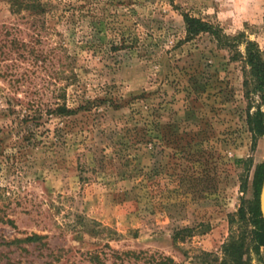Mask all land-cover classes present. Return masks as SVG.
<instances>
[{"label":"rangeland","instance_id":"rangeland-1","mask_svg":"<svg viewBox=\"0 0 264 264\" xmlns=\"http://www.w3.org/2000/svg\"><path fill=\"white\" fill-rule=\"evenodd\" d=\"M41 2L44 12L29 15L0 0V46L16 37L47 57L46 71L15 49L0 58V241L46 235L45 247L25 245L27 257L40 261L53 250L59 264H95L85 252L96 250L221 264L233 242L242 260L264 264L249 212L264 134L247 120L258 112L264 121V92L245 60L250 41L264 62V0ZM181 13L236 43L221 46L206 33L184 41ZM120 34L134 46L109 52ZM59 62L77 79L65 87L68 105L78 97L116 103L57 123L49 117L23 139L8 109L21 114L19 102L64 85L49 67ZM12 250L0 247L16 258Z\"/></svg>","mask_w":264,"mask_h":264},{"label":"trees","instance_id":"trees-1","mask_svg":"<svg viewBox=\"0 0 264 264\" xmlns=\"http://www.w3.org/2000/svg\"><path fill=\"white\" fill-rule=\"evenodd\" d=\"M9 4L10 10L12 12H19L20 9L27 10L29 15H39L44 12L45 3L41 0H6ZM182 20L184 23V37L183 40L187 41L195 36L206 33L215 38L216 42L221 46H233L236 43L235 36H228L220 32L216 26L212 23L202 20L199 17L192 16L188 13H181ZM6 35V31H4ZM8 35V34H7ZM7 44H2L0 47L5 48V50L0 49V58L8 59L11 56V52L14 49L17 51V55L23 60L31 59L30 63L34 66H41L44 71H46V61L47 57L41 50L35 49L29 42H24L16 37H11L8 39ZM5 43V40H4ZM134 42L123 34H120L117 40H111L108 45V51H114L118 49H131ZM58 49V50H57ZM56 52H64L65 48L62 45H58ZM60 49V51H59ZM143 49V48H142ZM19 50V51H18ZM59 54V53H58ZM57 58H60L57 55ZM245 60L248 64L252 75L255 77V88L262 90L264 92V62L260 60L254 43L250 41H245ZM40 61L39 64L37 62ZM69 63L64 65L59 62L58 67L54 68V65H49L51 69V74L55 77L54 81L62 78L65 80L64 85H54V89L50 92L49 97L42 99L39 98H27L25 101H21L18 105L24 108V112L21 114L9 108L8 112L13 114L12 120L15 121V125L18 128V132H22L21 137L23 139H29L33 135L32 127L37 125H42L49 117L53 118L55 122L63 121L66 117L76 114L78 111L85 113H90L92 109L97 108L101 103H108L107 105L114 106L116 99L113 97H78L74 105H68L66 103L65 97V87L68 84H75L77 79L75 73L72 69H66ZM65 67V68H64ZM64 68V69H63ZM68 70L69 75L60 77L64 71ZM248 126L250 130L257 135L264 134V121L260 113L255 112L252 115H248ZM263 164L258 165L253 174V184L255 187L256 196L258 197V190L261 179ZM251 222L253 229L251 230V241L253 247L258 249L259 247L264 248V223L259 217L258 202L257 198L253 205L249 209ZM46 235H41L37 233H30L22 238L13 237L9 240L0 241V247H10L14 246V250L18 249L16 258H10L6 253L0 252V264H59L61 260V254L53 250H50L47 255H44L43 259L36 261L35 257L28 259L30 254L29 250L25 245H32V247H45L47 245L44 241ZM23 244V245H22ZM241 244L230 243L225 248V257L221 261V264H248L246 261L242 260ZM12 250V252L14 251ZM86 259L95 264L102 263L103 259L112 258L113 264H136L138 259H142L143 262L148 264H169L172 260L166 256L159 255L154 257L153 255H146L145 253H134L132 251L118 252L114 250H109V252L101 251H89L85 252ZM4 258V259H3ZM64 264H75L73 261L65 259Z\"/></svg>","mask_w":264,"mask_h":264},{"label":"water","instance_id":"water-1","mask_svg":"<svg viewBox=\"0 0 264 264\" xmlns=\"http://www.w3.org/2000/svg\"><path fill=\"white\" fill-rule=\"evenodd\" d=\"M263 167L261 172V179H260V185L258 190V211H259V217L261 218L262 222L264 223V159H263Z\"/></svg>","mask_w":264,"mask_h":264}]
</instances>
